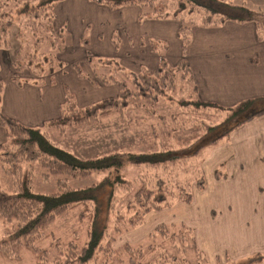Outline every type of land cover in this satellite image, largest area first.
<instances>
[{
  "label": "trees",
  "instance_id": "16d2710c",
  "mask_svg": "<svg viewBox=\"0 0 264 264\" xmlns=\"http://www.w3.org/2000/svg\"><path fill=\"white\" fill-rule=\"evenodd\" d=\"M59 1L61 0H0V43H5L4 45L8 48L6 49L12 55L13 70L23 68L28 70L39 79L37 84L39 87H42L45 82H53L52 76L55 73L64 72L65 62L61 58L41 55L39 58L33 59L35 55L30 51L34 46L38 47L41 41L45 47L50 49L59 47L56 41L59 44L62 43L63 40L59 41L57 34L61 36L63 27L55 29L53 26L54 10ZM90 1L109 8L138 6L140 8L139 23L147 19L177 20L179 24L177 34L181 40V55L183 57L179 58L175 65H172L165 59L163 53H158V62L153 70L149 71L146 66L142 65L136 70L129 71L112 58L100 57L86 51L83 59L86 63H90L88 66L92 74L89 75L81 70L77 62H72L71 66L77 76L86 79L93 86L113 85L118 89L117 95L107 96L78 108L74 99L70 101L71 97L66 91L67 84L62 83L64 101L61 104L60 113L57 118L45 122L41 127L23 125L18 120L1 112L3 83L1 84L0 127L4 129L5 139L0 148L7 146V143L12 145V152H9L8 155L6 153L12 160L7 159L6 163L9 169L14 167L11 174L15 179V185L11 192L0 188V217L7 223H14V230L12 229L13 231L10 233L8 246L25 245L31 248L36 255L35 264H109L113 260L118 262L113 257L115 250L107 243V237L111 239L116 234L125 233L129 228L136 225L138 227L148 211H160L161 208L167 207L171 203L169 200L171 198H176L175 200L183 203H190L193 199L191 192H186L185 184L180 180H172L178 190L170 189L169 184L172 181L169 182L159 175L153 177L152 174H140L136 171L140 167L152 168L159 165L158 167H162L164 170L171 164L177 165L182 162L183 165L185 161H191L189 158L198 154L204 147L214 146L218 140L224 138L240 124L264 113V96L247 98L234 106H223L203 98H188L192 96L189 93L197 90V85L190 70L189 61L185 57L187 44L191 37L190 32L194 26H219L228 20L240 23L254 22L257 35L264 36V33L259 32L260 26L264 25V16L256 9L258 7L252 8L245 3H234L228 0ZM197 13H202V20L198 23L195 21ZM126 38L129 42L131 41L129 36ZM24 42L30 50L27 47V52L21 54L20 50ZM112 42L114 46L117 45L116 40ZM159 44L163 43L159 42ZM161 47L163 46L161 45ZM13 77L15 78L14 82L21 83L15 75ZM46 78H48L47 81ZM187 85H190L188 93L185 88ZM178 90H182V97L175 101L173 94ZM185 94H189V96ZM164 101L184 105L186 109L190 107L189 111L215 108L224 112V119L219 123L205 126H203V120L196 122L197 125L193 122V127L203 126L204 133L197 135L190 144L179 148L148 147L146 151L137 153L111 152L93 157L79 156L60 147L45 133L51 126L64 128L99 120V117L112 112L122 113L132 104L139 106L143 111L146 110L145 113L149 110V114L147 113L149 117L156 118L158 122H165L169 117L173 124L177 125L176 118L178 116L176 113L168 109L167 115L158 113L159 110L155 104ZM178 124L180 125L181 122ZM15 147H20L19 156L15 154ZM17 158H20V161ZM23 159L30 162L37 161L45 170L42 171V175L45 177L56 176L57 189L50 192H38L32 189V168L19 164ZM129 167L132 170L136 169L134 172V176H137L138 179L136 187L134 181L123 173V170L127 171ZM94 171H102L105 174L98 181L87 183L82 187H73L69 184L70 178L82 179ZM227 177L226 173L214 171L215 180ZM196 185L200 190L205 189L206 184L203 177L199 178ZM120 191L124 192V195L130 193V196H127L126 208L123 209L115 206L121 198L118 194ZM76 205L81 207L78 218L86 222L85 240L81 243L78 239L73 238L66 241L65 244L57 242L55 244L58 251L56 257L48 256L47 249L35 246V241L42 236V226L67 208ZM134 206H137L138 212L130 213L129 210H133ZM124 209L125 211H123ZM210 215L214 216L212 209ZM175 225V222L160 223L159 226L151 229L150 232H153H149L148 237L152 238L154 236L152 234L157 235L156 232H158L162 241L154 240L147 247H143L137 242H124L117 252V254H121V262L124 264H202L198 261L190 262L185 254V250L189 247L185 232H189L188 229L192 230V228L186 225L183 230L182 223H178L182 232L170 231V227ZM110 231H113L112 234L109 233ZM163 237L169 240L172 244L171 247H167L166 239ZM190 242L193 250L200 254L193 237L190 238ZM5 253L11 254L10 251ZM201 254L203 255V253ZM263 256L262 252H253L242 257L251 261L254 257L260 259ZM111 258L113 260H110ZM233 259L229 264H246L232 261Z\"/></svg>",
  "mask_w": 264,
  "mask_h": 264
},
{
  "label": "rangeland",
  "instance_id": "374dc122",
  "mask_svg": "<svg viewBox=\"0 0 264 264\" xmlns=\"http://www.w3.org/2000/svg\"><path fill=\"white\" fill-rule=\"evenodd\" d=\"M228 1L245 3L247 5L252 4V2L248 0H241L242 2L240 0ZM255 6L258 7L256 9L264 16V7L257 4ZM116 8L118 9L119 7L109 8V10H115ZM59 13L60 12H58V17L55 13L53 18V26L55 29L56 27H63L61 36L57 34L58 40H63L60 44L56 41L59 47H51L50 49L49 47H45L43 41H41L38 44V47L34 46L32 50H30L24 42L20 50L21 54H24L29 48L32 54L34 53L35 55L33 59H37L41 55H46L49 57L61 58L65 62L64 72L55 73L52 76L53 82H50L51 84H59L60 82L58 79L60 74H64L63 76L66 77L68 71L74 70L71 66L72 62H77L81 70L87 72L89 75L92 74L91 69L88 66L90 63H86L83 58L79 59L77 57H80L81 55L84 56L86 51H90L95 55L96 51L101 50V46L97 47L93 43V34L103 36V39L100 42L109 39L108 35H111V41L116 40L117 42V45L114 46V48L118 49L119 47H122L120 54H124L122 34H126L127 31L121 26V23L113 25L110 19L104 21L99 13L95 14L87 7L78 13L73 14L74 16L66 13V17L62 20H60L61 17ZM201 15L202 13H197V16L195 17L196 23L201 22ZM99 21L101 22L99 23ZM259 32L264 33V25L260 26ZM191 33L192 30L190 34ZM4 44L5 43H0V86L2 83L4 84V80L7 77H9L10 80L15 79L13 75H15L21 83L28 82L37 85L39 79L28 70L24 68L21 70H13L11 65L12 55ZM161 45L163 47L165 45V47L163 48ZM169 45H171V43H169ZM130 47L125 48L130 50ZM147 47L157 54L163 53L169 64H176L166 58L167 48L165 41L164 44H159V41L152 39L150 40V45H147ZM186 55L187 53H185V57ZM98 56L112 58V60H116L129 71L136 70L135 67H133L134 65L130 67L125 64V61L130 63V55H124L129 57L125 58V61L115 55ZM132 56L135 57V53H133ZM181 57L183 56L180 55V58ZM47 80L48 78H46V81ZM46 83L47 82H45V84ZM63 83L66 84V82ZM66 87V91L71 97L70 101H73L74 99L76 103V92L69 84H67ZM185 88H187V93L190 92V85H187ZM117 93L118 89L113 96H116ZM174 93L175 101L182 97V90H178ZM189 94H192V96H189ZM189 94L185 95L189 96L188 98H201L199 93H197V90ZM76 105L75 106L78 108L85 106V104L82 105L80 103H77ZM155 106H157L159 114L162 113L167 115V109L176 113L178 116L176 121H178V123L181 122V124H173V121L169 117L166 118L165 122H158L156 118L149 117V110L147 114L145 113L146 110L143 111L139 106L132 104L128 106L129 109L123 110L122 113L112 112L106 116L99 117V120L76 125L74 124L64 128L51 126L45 133L52 141L57 142L60 147L66 148L79 156L93 157L95 155L111 152L137 153L140 151H146L148 147L157 148L163 146L165 149L168 147L179 148L180 146L190 144L197 135L204 133L203 130L205 128L203 126L213 125L224 119V112H220L215 108H201L199 111H189L190 107L186 109L184 108V105L166 103L165 101L162 103L157 102ZM202 120L204 122L202 127H193L196 122ZM193 122L195 123L192 125ZM243 124H240L228 135H225L224 138L218 140L214 146L204 147L198 154L189 158L191 161H185L183 163L185 166L180 162L177 165L169 164V168L166 167L164 170H162V167H158L159 165L156 166L158 168L140 167L137 171L136 169H130V167L127 171L123 170V173L130 180L134 181L135 187L138 185L137 176H134L135 171L140 174L149 173L152 174L153 177L159 175L169 182L172 180L176 181V179L180 180V182L185 184L184 187L187 189L186 192H191L193 199L190 203H183L182 201L175 200L176 198H171L169 199L171 203L167 207L161 208L160 211H148L143 222L138 225V227L136 225L129 228L125 233L121 235L116 234L114 238L111 239L110 237H107V243H109L113 250H115L113 257L118 260V262H116L111 258L110 260L113 261L109 264H124L120 259L121 254H117L124 242H137V244H142L143 247H147L154 240L156 242H159L160 240L162 241L158 232H156L157 235L153 233L152 235L154 236L152 238L151 236L148 237L150 230L159 226L160 223L169 224L172 222H175L176 225L170 227V231L174 230L177 233L182 232L180 231L181 227L177 225L178 223H182L183 230L186 225L192 228V230L188 229L189 232H185L187 233V240L189 241V247L185 250V254L188 256L187 259H189L190 262L196 263L198 261L202 264H229L231 263L230 260L234 258L232 261L246 264H264V256L260 259L254 257L251 261L247 260L245 257L240 259L241 255L239 256V246H237V241L233 238V234H235L234 228H231L235 221L244 224L248 222L249 218L252 219L255 215H259L261 218L264 216V136H259L261 132V129H259V134L251 137L249 132H244L240 128ZM237 143L239 145L238 153L237 150L233 148L234 144ZM11 147L12 145L7 143V146L0 148V188L8 192L13 191L15 185V179L11 174L14 167L12 166V168L9 169V167H7L8 164L6 163L7 159L12 160L10 156H7L9 152H12ZM214 147H218L219 151L218 155H212V157L211 151ZM19 148L20 147H15V154L18 156ZM229 148H231V150H228ZM209 159L211 161H209ZM17 160L20 161V158H17ZM19 164H22V166H30L32 168V189L35 191L50 192L57 189V177L53 175L45 177L42 175V171L45 170L37 161L30 162L24 161L23 159ZM215 170H218L221 173H226L228 177L226 179L215 180ZM104 174L105 172L102 173V171H94L92 174L85 176L82 179L70 178L69 184L73 187H82L87 183L98 181ZM200 177H203L206 184L205 189L203 190L198 189V185H196ZM169 187L170 189L178 190L177 185H175L173 181L169 184ZM180 188L182 189V187ZM118 194L121 198H119V201L116 202L117 205L115 204V206L119 209L126 208V202L128 200L127 196H130V193L124 195L125 193L120 191ZM254 206H256L255 211L253 210ZM136 207L137 206H134L133 210H129L130 213L132 211L138 212ZM80 208L79 205L69 207L64 212L55 216L52 220L45 223L41 228L42 236L35 241V246L47 249L48 256L56 257L58 251L55 244L57 242L65 244L66 241L75 238L82 243L86 236V222L85 220L78 218ZM211 209L213 210L214 215L216 214L215 218H218L217 220H214V216L212 218L209 217ZM123 211H125V209ZM13 224L14 223H7L0 217V264H35L36 255L31 248L25 245H19L18 247L8 246L10 233L14 230ZM112 232L113 231H110L109 233L112 234ZM152 232L153 231L150 233ZM191 237H193L195 246L198 248L199 252L203 253V255L193 250V247L191 246L192 243L190 242ZM165 239L167 247H171L172 244L167 238ZM8 251L11 252L10 255L5 253ZM228 257L232 258L229 259Z\"/></svg>",
  "mask_w": 264,
  "mask_h": 264
},
{
  "label": "crops",
  "instance_id": "0c3cea01",
  "mask_svg": "<svg viewBox=\"0 0 264 264\" xmlns=\"http://www.w3.org/2000/svg\"><path fill=\"white\" fill-rule=\"evenodd\" d=\"M248 1L252 2L253 5H249L252 8H255L256 4L264 7V0ZM55 7L57 17L60 12V20L66 17V13L73 15L87 7L93 13H99L104 21L110 19L113 25L121 23L127 31L126 34H122L124 54H120L122 47L114 48L111 35H108L109 39L100 42L103 36L93 34V43L97 47L101 46V50L95 52L97 55H115L121 60L129 58L124 55H130V63L124 60L127 66L134 65L133 67L137 69L144 65L151 71L158 62V54L147 47L150 40L155 39L163 44L165 41L166 58L172 62L176 63L182 54L181 40L177 34L179 26L177 20L147 19L139 23L138 6H121L110 11L108 7L89 0H62ZM190 35L186 59L189 61L197 93L201 98L216 101L223 106H234L241 100L264 96V36L257 35L254 22L240 23L228 20L219 26L198 25L192 28ZM126 36H129L130 42ZM125 47H130V50ZM133 53L135 57L132 56ZM81 56L77 58H84ZM63 75L59 76V84L46 83L42 87L28 82L17 84L7 77L2 88L1 112L23 125L41 127L45 122L57 118L60 113L64 101L63 82L72 86L77 94L76 103L82 105L113 96L117 92V87L113 85H91L86 79L79 78L74 70L68 71L66 77ZM240 128L244 132H249L251 137L258 135L261 129L259 136H264V113L249 120ZM4 139V129L0 127V144ZM238 146V143L233 146L237 153ZM218 151V147H214L211 156L218 155ZM253 210H256V206ZM231 228H234L233 238L239 246V256L264 252V216L261 218L255 215L244 224L235 221Z\"/></svg>",
  "mask_w": 264,
  "mask_h": 264
}]
</instances>
